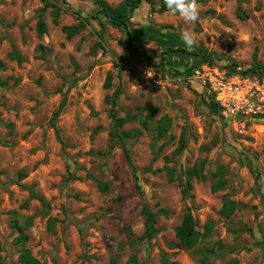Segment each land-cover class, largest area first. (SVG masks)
Listing matches in <instances>:
<instances>
[{
	"label": "rangeland",
	"instance_id": "rangeland-1",
	"mask_svg": "<svg viewBox=\"0 0 264 264\" xmlns=\"http://www.w3.org/2000/svg\"><path fill=\"white\" fill-rule=\"evenodd\" d=\"M50 1L57 23L43 0H0V264H20L24 250L39 264H264V75L249 71L256 54L264 64V0H197L195 23L144 2L130 22L139 53L93 1ZM200 47L217 55L214 64ZM117 89L118 117H138L121 131L132 133L125 147L143 195L111 135L106 98ZM64 95L57 135L50 121ZM164 118L168 134L159 139ZM195 166L205 178L193 179L184 199ZM226 200L236 204L229 218ZM144 205L165 211L151 240L143 239ZM189 212L198 230L210 229L196 251L177 238Z\"/></svg>",
	"mask_w": 264,
	"mask_h": 264
},
{
	"label": "trees",
	"instance_id": "trees-1",
	"mask_svg": "<svg viewBox=\"0 0 264 264\" xmlns=\"http://www.w3.org/2000/svg\"><path fill=\"white\" fill-rule=\"evenodd\" d=\"M84 1H88V0H84ZM94 2L95 5L98 6L99 14H103L107 19H109V21L118 29H120L122 32H124L125 34H127L128 39H129V43L131 44V48L136 50L137 53H139L140 51L135 49L134 45H132L133 42V36H132V32L130 29V22L131 19L133 17L134 12L139 8V6L142 3H147L152 7V10L154 12H159V13H165V12H169L166 8V5L164 4V0H159V7H157L155 5V0H124L123 2H121L119 5L117 6H112L111 4H109L108 2H106L105 0H91ZM44 2V7L42 9V12H45V10L49 9V8H53V14L55 17V22L57 23L58 17H59V7L57 6L56 3H54L53 1L50 0H43ZM179 14V13H177ZM245 16H241V18H244ZM102 26H104V24L102 23ZM82 28H84V25L82 24ZM104 28V27H103ZM37 31H38V35L40 37H43L46 33H47V24L44 20L43 15H40L38 24H37ZM63 31L65 33H67L68 37L72 36V29L70 27H64ZM103 34H101V39H103ZM198 55L202 56L208 63L210 64H214L215 59L217 58V55L213 52L208 51L207 49L200 47L198 49ZM12 58H14L15 60H17L18 62H22L23 59L21 58L20 55H18L17 53H14L12 55ZM0 66H2L1 62H0ZM250 72L254 73V74H263L264 75V64H262L261 62H259V60L257 59V54L254 56V64L253 66L249 69ZM106 88H111V78L108 79L107 83H106ZM121 95V89H117L114 94L112 96H108L106 98L107 103L111 106V110H110V117L112 120V123L114 125V129L111 133L112 135V139L113 140H117L119 142H121L123 148H124V152L127 158V161L133 171V175L136 181V186L137 189L139 191V193L141 195H143L142 193V189L141 186L139 184V178L137 176V172H136V168L133 164V159L131 156V152L129 149H127L125 147V139L130 138L132 136L131 132H124L121 131V128L128 122V121H134L136 119H138V117L136 116H128L126 118H119L118 117V102H119V97ZM67 106V96L64 95L63 99L58 107V109L55 111L51 121H50V126L56 131L57 135L60 134L59 131V127H58V121L62 115V113L64 112L65 108ZM212 109L214 110H218L220 108L218 103H213L212 104ZM150 117H152V114H150ZM142 124L147 127V121L143 120ZM168 125H170V120L168 118H164L163 120H161L158 123V126L156 127L155 131L157 134V137L159 139H163L167 136L168 134ZM8 127L11 129V131H13V125L9 124ZM137 135H140V133L138 132ZM186 139L185 136H183L182 140H181V145L179 147V149L177 150V153H181L183 151V149L186 147ZM170 175V181H173V175L172 172L170 171L169 173ZM25 175L24 174H20V177L23 178ZM205 177L202 175L201 171H199L198 166H195L192 170L187 172V176H186V181L185 183H182V195L184 199L189 198L190 194L189 192L192 190V180L193 179H204ZM221 187H223V185L221 186H214V191H217L218 189H220ZM105 188V186H104ZM31 197L34 199H38L41 202L42 207L45 210L49 209V204L45 201V199H43L42 197H40L39 195L35 194L33 191H31ZM235 206L236 204L231 201V200H226L224 203V208L222 210V214L229 218L235 211ZM165 211L162 210L159 213H155L152 212L149 207L147 205H144L143 210H142V214L146 219L145 222V232L143 235V239L146 240H151L156 236L157 233V221H158V216L160 214H164ZM30 225V223H28ZM18 226V225H16ZM50 226L51 228L54 226V221L51 220L50 221ZM20 231H21V235L19 237V240L22 242H25L26 240H28V236L25 235L23 233V229L21 227H19ZM210 234V229H207L204 232H201L200 230L197 229V224L195 221V218L193 216V214L191 212L187 213L183 219L182 224L177 228V238L180 242V245L188 250L191 251H196L198 250V245L200 244V242L204 239H206ZM20 264H39L38 261L36 259H34L31 255V252L29 250H24L23 254L20 257ZM201 264H209L207 259L202 258L201 260Z\"/></svg>",
	"mask_w": 264,
	"mask_h": 264
},
{
	"label": "clouds",
	"instance_id": "clouds-1",
	"mask_svg": "<svg viewBox=\"0 0 264 264\" xmlns=\"http://www.w3.org/2000/svg\"><path fill=\"white\" fill-rule=\"evenodd\" d=\"M164 4L169 12L179 13L180 17L188 23H195L199 19L200 5L197 0H164ZM143 22H147L146 18ZM180 38L188 48L193 47L196 43L194 34L187 30L180 33ZM146 76L153 77L149 69L146 70Z\"/></svg>",
	"mask_w": 264,
	"mask_h": 264
}]
</instances>
